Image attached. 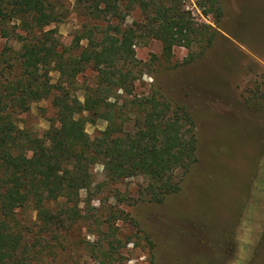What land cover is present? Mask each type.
Instances as JSON below:
<instances>
[{
    "label": "trees",
    "instance_id": "obj_1",
    "mask_svg": "<svg viewBox=\"0 0 264 264\" xmlns=\"http://www.w3.org/2000/svg\"><path fill=\"white\" fill-rule=\"evenodd\" d=\"M196 4L218 24L220 0ZM134 9L138 18L124 25ZM71 12L90 25L83 23L66 48L51 25ZM217 34L194 19L184 0H0V37L19 44L13 54L7 44L0 51V264L69 258L79 244L68 241V230L92 216L79 208L78 196L81 189L92 192L91 169L98 161L108 180L142 176L138 194L147 201L161 203L179 190L195 161L194 118L157 91L134 93L142 75L134 47L156 39L165 59L175 46H184L190 51L185 60L191 61ZM81 40L86 44L73 53ZM194 45L198 49L191 51ZM87 65L96 80L85 88L82 102L49 82L54 70L69 85ZM50 96L56 126L38 134L20 125L19 114ZM98 119L106 126L90 137L85 126ZM95 228L96 238L83 248L98 264H115L129 239L122 242L109 221L103 230Z\"/></svg>",
    "mask_w": 264,
    "mask_h": 264
},
{
    "label": "rangeland",
    "instance_id": "obj_2",
    "mask_svg": "<svg viewBox=\"0 0 264 264\" xmlns=\"http://www.w3.org/2000/svg\"><path fill=\"white\" fill-rule=\"evenodd\" d=\"M220 4L222 17L216 24L196 0H184L196 21L218 30L212 45L193 60H185L190 51L184 46H175L165 59L156 39L134 47L142 67L134 93L157 91L184 105L194 118L195 161L179 190L161 203L147 201L138 194L142 176L111 181L101 161L96 162L92 192L81 189L78 196L79 208L92 216L67 232L68 241L79 246L68 259L58 257L48 264H98L83 245L96 238L97 225L102 229L108 221L122 242L129 239L119 248L115 264H264V0ZM137 18L138 11L131 10L124 25ZM83 23L90 25L84 15L71 12L51 27H57L60 43L71 48ZM6 44L11 54L19 48L12 39L0 37V51ZM85 44L81 40L72 52ZM197 49L194 45L191 51ZM49 77L82 102L96 71L87 65L69 85L58 71H50ZM52 97L19 114L20 125L38 134L56 126ZM105 126L98 119L85 130L94 137ZM94 219L96 224H89Z\"/></svg>",
    "mask_w": 264,
    "mask_h": 264
}]
</instances>
